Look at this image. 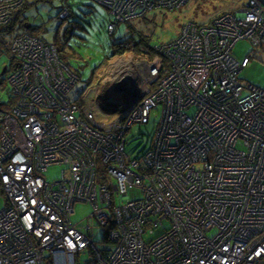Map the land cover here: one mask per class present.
Listing matches in <instances>:
<instances>
[{
	"label": "built area",
	"instance_id": "obj_1",
	"mask_svg": "<svg viewBox=\"0 0 264 264\" xmlns=\"http://www.w3.org/2000/svg\"><path fill=\"white\" fill-rule=\"evenodd\" d=\"M96 1L113 32L190 0ZM24 2L0 0L14 98L0 102V264H264V89L242 81L250 57L233 52L241 39L264 49V0L186 22L153 57L124 60L95 99L73 96L80 76L55 44L19 23L7 32ZM104 87L116 120L97 119ZM158 105L150 146L132 156L130 130ZM54 165L65 168L48 181ZM78 202L92 213L74 221Z\"/></svg>",
	"mask_w": 264,
	"mask_h": 264
},
{
	"label": "rangeland",
	"instance_id": "obj_2",
	"mask_svg": "<svg viewBox=\"0 0 264 264\" xmlns=\"http://www.w3.org/2000/svg\"><path fill=\"white\" fill-rule=\"evenodd\" d=\"M33 1L29 0V2ZM239 1L190 0L179 9H155L144 17L119 23L116 31H113L112 34H109L107 29L110 19L109 11L96 0L37 1L27 4L25 14L28 16L29 22L34 26L30 31L31 33L43 37L48 42H53L56 34H59L61 38L68 37L67 50L75 53L71 61L81 71V78L73 89L72 94L76 97L83 90L89 88L91 90L90 98L95 99L102 84L107 83L106 80L122 65H126L123 62L124 60L139 57L131 51L107 57V55L112 53L115 41L127 38L132 33L138 35L137 32L139 31L142 35L151 37L153 46H158L176 38L186 22L192 20L198 23H207L226 10H236L240 5ZM66 5L73 8L76 17L81 18L82 23H70V18L62 19L58 17L59 10ZM89 10H94V12ZM233 52L239 59H243L247 55L250 57L249 65L239 73L242 81L264 89V49L256 48L248 39H241L234 46ZM9 63L8 55L4 51V45L1 44L0 102L4 106L9 105L11 94L6 84H1V71L4 66L8 67ZM94 72L95 75H93ZM95 113L98 120L110 121L118 119L122 115L123 109L120 107L115 110L108 108L103 110L97 102ZM162 115V105H158L151 110L149 123L134 124L127 136V152L129 154L137 156L150 146L151 139L155 135ZM64 168L62 165L51 166L45 172V177L48 181H55L62 176ZM128 194L131 198L133 195H136V197L141 196V193L133 188L129 189ZM3 206L4 200L0 195V209ZM75 210L73 220L80 221L92 213V206L85 202H78L75 205ZM102 235V232H99L97 238L100 239ZM86 257L87 255H83V258Z\"/></svg>",
	"mask_w": 264,
	"mask_h": 264
},
{
	"label": "trees",
	"instance_id": "obj_3",
	"mask_svg": "<svg viewBox=\"0 0 264 264\" xmlns=\"http://www.w3.org/2000/svg\"><path fill=\"white\" fill-rule=\"evenodd\" d=\"M37 1H49V0H34L33 2H29V0H25L24 6L20 10L16 19L12 22V24L9 26V28H7V32H9V33L11 32V30L15 26V23H19V27H21L23 30H25L27 32L31 31V29L34 26L29 22V18L25 14V11H26L25 9L27 7V4L35 3ZM64 1L68 2V0H64ZM64 10H67V14L63 13ZM89 11L94 12V10H89ZM89 11H87V12H89ZM58 15H59L58 17H60L62 19L70 18V23H82L81 18L76 17L75 11L69 5L63 6L59 10ZM28 24H30L29 27H27ZM108 24H109V21H108ZM107 29H108V27H107ZM108 32H109V34L113 33V32H110L109 29H108ZM137 33H138V35L132 33L131 36H129L127 38L121 39L120 41H115L113 43L114 49H113L111 54L107 55V57H110L112 55L114 56L118 53H125L127 51H131V52L135 53L136 55L142 56V57H149V58L153 57L158 50L157 46H153L151 44V37L150 36L142 35V33H140L139 31ZM37 36H39V35H37ZM39 37H41V36H39ZM41 38L44 39L43 37H41ZM67 39H68V37H66V36L61 38V36L59 34H56L54 37V41L49 42V43H53L57 46L61 59L65 62V64L67 66H69L75 73H77L80 76L81 75L80 68L74 66L73 62L71 61V58H73L75 53H71V51L67 50L68 49V43H69ZM132 39H134V40H132ZM46 42H48V41H46ZM4 51H5V49H4ZM7 55H8V53H7ZM93 75H95V72L93 73ZM3 76L4 75L1 74V84L4 83V77ZM80 78H81V76H80ZM103 91H104V93H102ZM13 102H14V98L10 97L9 105ZM97 102L99 103L100 107L103 110L107 109V108L110 110H115V109L121 107V105L118 102H115L114 100H112L110 98L106 87H104L102 89V91L98 94ZM9 105H6V107H8Z\"/></svg>",
	"mask_w": 264,
	"mask_h": 264
},
{
	"label": "water",
	"instance_id": "obj_4",
	"mask_svg": "<svg viewBox=\"0 0 264 264\" xmlns=\"http://www.w3.org/2000/svg\"><path fill=\"white\" fill-rule=\"evenodd\" d=\"M27 26L29 27L30 24H28ZM5 71H6V66H4V68L2 69L1 74L3 75L5 73Z\"/></svg>",
	"mask_w": 264,
	"mask_h": 264
},
{
	"label": "crops",
	"instance_id": "obj_5",
	"mask_svg": "<svg viewBox=\"0 0 264 264\" xmlns=\"http://www.w3.org/2000/svg\"><path fill=\"white\" fill-rule=\"evenodd\" d=\"M239 2H240V1H239ZM226 11H227V10H226ZM214 18H215V17H214ZM214 18H213V19H214ZM213 19H212V20H213ZM212 20H210L209 22H211ZM209 22H207V23H209Z\"/></svg>",
	"mask_w": 264,
	"mask_h": 264
}]
</instances>
